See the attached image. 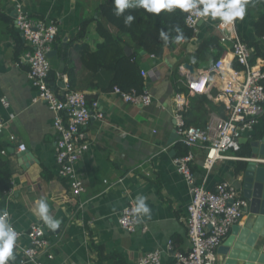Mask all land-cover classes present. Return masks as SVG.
Masks as SVG:
<instances>
[{
	"label": "crops",
	"instance_id": "crops-1",
	"mask_svg": "<svg viewBox=\"0 0 264 264\" xmlns=\"http://www.w3.org/2000/svg\"><path fill=\"white\" fill-rule=\"evenodd\" d=\"M18 1L32 18L59 25L50 54L53 89H60L58 76L70 80L72 73V89L83 93L89 104L98 101L104 118H92L86 127L90 147L77 164L85 191L75 196L69 183L58 176V134L53 113L46 103H33L37 89L28 79L29 65L23 59L31 49L15 26L14 5L10 0H0V117L8 120L11 114L16 116L0 135V143L7 150L1 157L12 173L11 190L0 194V212L7 211L12 225L26 233L33 225L45 226L38 215L37 202L41 198L47 201L49 215L60 221V226L48 231L51 247L41 256L43 264H137L140 257L158 249L164 251L162 264H174V255L167 246L172 241L175 251L189 250L185 219L191 203L189 186L174 164L188 153L180 151L181 145H185L178 142L174 96L177 92L185 94L184 117L191 126L204 128L213 118L226 117V108L223 115L219 111L222 105L226 107L221 99L225 85L222 79L214 78L203 93L190 89L192 84L203 83L216 59L222 57L220 48L223 54L231 48V43L220 41L221 34L215 28L220 20L206 17L199 23L193 39L177 44L162 58H152L145 52L139 54L143 89L153 96L152 104L143 107L126 103L111 93L113 72L100 68L95 61L89 62L91 68L84 61V53L95 52L103 42L99 10L108 0ZM245 2L248 16L236 21V29L253 49L254 63L258 58L264 59L261 38L254 30L264 0ZM211 38L218 39L219 47L201 48ZM126 48L131 49L132 56L134 45L130 43ZM125 54L131 57L126 51ZM187 64L194 67L195 73L185 68ZM152 70L159 73L156 78L142 76L143 71ZM201 96L207 99L202 101ZM3 100L8 101V108ZM263 129L264 118L256 131L243 135L238 152L228 153L234 159L219 161L210 172L204 168L205 150L189 149L194 155L196 184L214 190L218 183L227 181L243 197L245 166L240 170L239 166L246 165L248 157H240L238 153L246 146L250 149L247 141ZM11 133L27 147L24 163L16 152L17 144L9 141ZM141 197L145 198L150 215L140 214L137 230L129 233L120 227L119 216L131 201L136 205ZM248 219L249 213L239 225L244 227ZM60 228L63 231L56 236L54 233ZM20 243L29 245L27 238Z\"/></svg>",
	"mask_w": 264,
	"mask_h": 264
},
{
	"label": "built area",
	"instance_id": "built-area-1",
	"mask_svg": "<svg viewBox=\"0 0 264 264\" xmlns=\"http://www.w3.org/2000/svg\"><path fill=\"white\" fill-rule=\"evenodd\" d=\"M10 2L14 5L15 26L31 49L23 59L29 65L28 79L37 89L33 103L44 102L53 113L54 128L58 134V176L69 183L75 196H80L85 187L78 175L77 164L90 147L85 130L92 118L103 120L104 114L100 112L98 101L89 104L83 93L72 89L70 81L64 75L58 76L56 81L60 83L59 91L53 89L50 83L52 66L49 55L56 42L59 25L52 21L32 18L24 12L23 4L18 0ZM204 19L205 17L188 13L185 23L197 32L199 23ZM220 23L215 26L221 34L220 41L223 44L231 43V48L209 70L204 83L201 86L200 83L192 84L190 89L195 93H203L207 84L212 85L214 78L222 79L225 85L221 99L226 105V117L213 118L204 128L191 126L186 123L184 117L187 107L185 94L177 92L173 103L178 142L188 149L203 148L206 152L204 168L208 172L219 161L234 159L228 153L238 152L243 135L256 131L264 118V59L258 58L253 63L255 53L237 34L236 21L233 26L220 27ZM260 41L264 47V37ZM151 57L156 58L155 55ZM234 64H238L241 69H236ZM158 74L156 70L142 72L145 78H156ZM111 93L126 103L143 107H148L153 102L151 93L144 89L139 92L136 89L124 90L115 86ZM3 105L8 108V101L3 100ZM15 118L14 114H11L8 120L0 117V135ZM9 141L17 144L18 155L27 152L26 145L21 143L14 133L10 134ZM1 154H7L6 148ZM257 162L264 164L261 160ZM174 164L187 182L191 195L185 219L190 247L186 253L175 251L174 242L170 241L167 250L174 255V264H216L218 248L223 245L231 229L239 225L248 214L250 203L227 181L218 183L214 190L198 186L192 168L194 155L191 151L188 150L186 155L177 158ZM105 183L107 184L106 181ZM135 206L134 201H131L123 209L118 220L120 227L129 233L135 232L141 223L140 214L133 212ZM8 222L18 233L14 247L15 260L9 261V264H43L41 256L51 247L45 227L36 224L25 233L12 225L9 215ZM23 238L28 239V246L21 245ZM163 254L161 249L149 252L140 257L137 264H162Z\"/></svg>",
	"mask_w": 264,
	"mask_h": 264
},
{
	"label": "trees",
	"instance_id": "trees-1",
	"mask_svg": "<svg viewBox=\"0 0 264 264\" xmlns=\"http://www.w3.org/2000/svg\"><path fill=\"white\" fill-rule=\"evenodd\" d=\"M103 19L99 25L103 42L98 45L95 52L89 54L84 53V61L91 68L90 63L93 61L98 63L100 68L113 72L114 77L111 83V88L119 86L124 90L136 89L139 92L143 91V79L141 77V69L138 65V56L141 52L148 55H155L162 58L171 49L173 50L177 43L173 42V37L177 35L176 27H179L183 32L185 40H191L195 37V32L190 29L185 19L188 13H181L176 10L174 13H161L160 16H154L145 12L142 8H131L126 10L123 16L115 15L114 0H108L99 10ZM133 15L136 19L130 26L124 23L125 16ZM246 16L248 14L246 13ZM245 16V17H246ZM9 20V18H6ZM238 21V20H237ZM163 29L169 35L167 42L160 39V31ZM254 30L259 38L264 37V3L261 9L258 20L254 25ZM128 39V41L125 40ZM134 45V53L131 57L125 54V48ZM218 39L211 38L206 41L201 48L208 46H218ZM220 55L223 54V48H220ZM218 59H216L215 63ZM90 62V63H89ZM236 69H241L238 64H234ZM97 68V67H95ZM70 74V84L72 86L73 78ZM202 101L206 100V96H201ZM218 108V107H216ZM225 106L220 107V114L223 115ZM219 109V108H218ZM222 111V112H221ZM207 123V122H206ZM204 124V127L207 124ZM189 125V124H188ZM198 127V126H196ZM5 149L0 143V194L4 195L12 188V173L9 169L7 161L1 157V151ZM189 149L181 145L182 154L187 153ZM240 157H249L250 149L246 146L244 151L238 153ZM245 165L240 164L239 170Z\"/></svg>",
	"mask_w": 264,
	"mask_h": 264
},
{
	"label": "clouds",
	"instance_id": "clouds-1",
	"mask_svg": "<svg viewBox=\"0 0 264 264\" xmlns=\"http://www.w3.org/2000/svg\"><path fill=\"white\" fill-rule=\"evenodd\" d=\"M114 6L117 17L123 16L126 10L131 8H142L145 12L157 17L161 13H174L179 10L181 13H191L197 17L219 19L221 22L220 27L233 26L237 20L243 21L247 8L245 0H114ZM135 19L133 15H127L124 23L126 26H130ZM175 31L177 35L173 37V42L182 43L185 40L183 32L179 27H176ZM160 39L165 42L169 40L168 33L163 29L160 31ZM203 83L200 82V85ZM37 205L39 217L51 230H57L60 226V221L54 220L49 215L47 201L41 198ZM133 212L150 215V209L145 202V198L141 197L136 201ZM8 215L7 211H3L0 214V264H9V261L15 260L14 247L18 233L8 222Z\"/></svg>",
	"mask_w": 264,
	"mask_h": 264
},
{
	"label": "water",
	"instance_id": "water-1",
	"mask_svg": "<svg viewBox=\"0 0 264 264\" xmlns=\"http://www.w3.org/2000/svg\"><path fill=\"white\" fill-rule=\"evenodd\" d=\"M131 56V49H125ZM51 54V53H50ZM50 57V55H49ZM185 68L195 73L193 66ZM250 143V155L243 171L242 195L250 203L249 219L244 227L236 225L231 229L230 236L217 250L216 264H264V129L255 132ZM27 152L19 156L24 163ZM32 161V160H30ZM45 232L49 227L45 224ZM63 231H55L58 236Z\"/></svg>",
	"mask_w": 264,
	"mask_h": 264
}]
</instances>
